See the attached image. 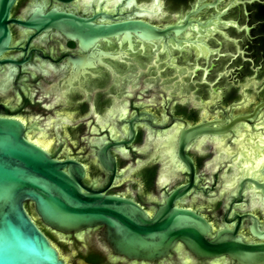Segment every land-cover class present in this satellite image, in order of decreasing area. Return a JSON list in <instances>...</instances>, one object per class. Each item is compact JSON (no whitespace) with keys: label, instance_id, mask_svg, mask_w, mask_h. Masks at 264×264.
I'll return each instance as SVG.
<instances>
[{"label":"flooded vegetation","instance_id":"af4514ba","mask_svg":"<svg viewBox=\"0 0 264 264\" xmlns=\"http://www.w3.org/2000/svg\"><path fill=\"white\" fill-rule=\"evenodd\" d=\"M53 8L102 24L140 20L156 36L121 31L85 47L55 28L9 22L0 116L20 119L26 137L50 156L82 163L88 189L131 199L152 216L165 197L186 187L172 205L204 217L209 236L229 229L245 242H264L250 229L255 219L264 234V162L247 168L237 150L246 133L250 142L242 137L238 144L247 145L244 154L264 146V0H14L9 18L24 21ZM237 117L247 119L225 134L213 131ZM206 123L213 130L182 150L187 130ZM107 145L114 172L98 162L97 151ZM30 214L53 242L54 232ZM100 230L64 238L80 244L82 258L100 254L108 261L96 238ZM182 252L181 246L173 259L189 262Z\"/></svg>","mask_w":264,"mask_h":264},{"label":"water","instance_id":"95a60500","mask_svg":"<svg viewBox=\"0 0 264 264\" xmlns=\"http://www.w3.org/2000/svg\"><path fill=\"white\" fill-rule=\"evenodd\" d=\"M129 2L127 0V4ZM13 3L14 0H0V56L9 49V22L37 31L55 28L67 37L79 39L85 47L121 31L129 34V30H139V35L145 39L156 36L157 32L155 27L140 20L102 24L93 22L94 18L55 8L44 14L34 13L24 21L10 19ZM103 18L112 19L109 15H103ZM196 47L203 55L202 45ZM3 62L11 61L0 60ZM122 112L123 109L119 116ZM242 119L247 118L218 122L214 130L209 123L192 127L181 137V149L201 132L213 130L225 134ZM258 132L253 133L255 137ZM242 137L250 142L251 135L246 133L237 138V146H241L237 150L246 159L244 166L249 168L263 163L264 146L262 152L249 150L246 155L243 151L247 145H238ZM67 138L71 139L70 136ZM36 140L44 147L50 145L45 139ZM109 147L97 151L98 162L106 172H114L116 164ZM50 155L26 137L20 119L0 116V264H91L80 255V244L75 246L64 237L81 235L96 227H101L96 238L108 255L109 264H197L198 260L205 261L204 264H264V242H245L235 230L229 229L218 230L214 236H209L211 225L204 217L190 209L173 206L186 187L165 197L164 204L149 216L131 199L86 188L81 181L85 167L79 161L60 160ZM181 156L191 165L187 156L182 153ZM254 183L258 185L255 180ZM26 203H31L34 215L54 232L51 233L54 243L38 226ZM254 203L252 200L251 205ZM254 224L255 228H250L252 233L263 238L255 219ZM181 246L182 256L188 257L189 262L184 257L173 259L172 254ZM221 257H225V262H206Z\"/></svg>","mask_w":264,"mask_h":264},{"label":"trees","instance_id":"16d2710c","mask_svg":"<svg viewBox=\"0 0 264 264\" xmlns=\"http://www.w3.org/2000/svg\"><path fill=\"white\" fill-rule=\"evenodd\" d=\"M28 210L30 211V213L33 212L31 205L28 206ZM85 258L91 264H109V262L107 261L104 255L101 256L100 254H92Z\"/></svg>","mask_w":264,"mask_h":264}]
</instances>
